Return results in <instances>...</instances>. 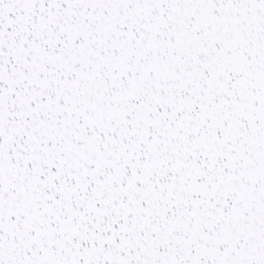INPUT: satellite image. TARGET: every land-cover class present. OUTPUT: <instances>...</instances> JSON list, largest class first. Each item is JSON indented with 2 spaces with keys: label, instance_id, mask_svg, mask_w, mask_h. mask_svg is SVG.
Returning a JSON list of instances; mask_svg holds the SVG:
<instances>
[{
  "label": "snow or ice",
  "instance_id": "6c2138e0",
  "mask_svg": "<svg viewBox=\"0 0 264 264\" xmlns=\"http://www.w3.org/2000/svg\"><path fill=\"white\" fill-rule=\"evenodd\" d=\"M0 264H264V0H0Z\"/></svg>",
  "mask_w": 264,
  "mask_h": 264
}]
</instances>
